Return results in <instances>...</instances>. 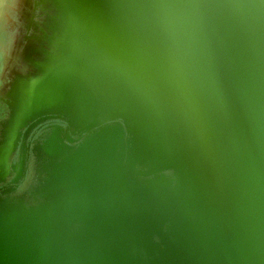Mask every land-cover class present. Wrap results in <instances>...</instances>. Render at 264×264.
Instances as JSON below:
<instances>
[{"label": "water", "instance_id": "95a60500", "mask_svg": "<svg viewBox=\"0 0 264 264\" xmlns=\"http://www.w3.org/2000/svg\"><path fill=\"white\" fill-rule=\"evenodd\" d=\"M47 2L4 93L0 264H264V0Z\"/></svg>", "mask_w": 264, "mask_h": 264}, {"label": "rangeland", "instance_id": "374dc122", "mask_svg": "<svg viewBox=\"0 0 264 264\" xmlns=\"http://www.w3.org/2000/svg\"><path fill=\"white\" fill-rule=\"evenodd\" d=\"M53 13L49 2L0 0V79L5 89L17 74L30 69L28 55L33 56L31 48L38 46L36 39L47 31Z\"/></svg>", "mask_w": 264, "mask_h": 264}, {"label": "flooded vegetation", "instance_id": "af4514ba", "mask_svg": "<svg viewBox=\"0 0 264 264\" xmlns=\"http://www.w3.org/2000/svg\"><path fill=\"white\" fill-rule=\"evenodd\" d=\"M5 91H6V89H5L3 83L1 82V79H0V123H1V121H3L7 117V114H8V108L4 102ZM53 122H57V123L62 124V122H60V121H47V122H44L42 124H39L36 128H34L31 131L30 136L28 137V140L35 138L37 135H39L42 132L44 127H46L48 124L53 123ZM0 128H1V125H0ZM16 157H17V155L14 156V159H13L14 161L16 160ZM27 174H28V172H27ZM29 176L30 175H28L26 177L25 182L30 179ZM19 187H21V185Z\"/></svg>", "mask_w": 264, "mask_h": 264}, {"label": "bare ground", "instance_id": "6f19581e", "mask_svg": "<svg viewBox=\"0 0 264 264\" xmlns=\"http://www.w3.org/2000/svg\"><path fill=\"white\" fill-rule=\"evenodd\" d=\"M41 1H45V0H41ZM41 1H40V2H41ZM55 1H60V0H55ZM37 2H38V1H36V3H37ZM29 21H31V22L33 21V18H32L31 16H30V18H29ZM23 50H24V49H23ZM19 82H20V79L17 78V79L15 80V82H14V85H18ZM46 124H47V123H46Z\"/></svg>", "mask_w": 264, "mask_h": 264}]
</instances>
